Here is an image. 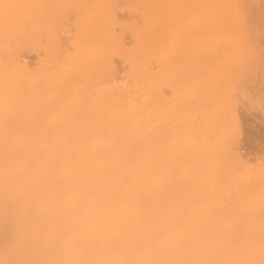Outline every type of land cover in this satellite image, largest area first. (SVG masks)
Instances as JSON below:
<instances>
[{
  "label": "bare ground",
  "instance_id": "6f19581e",
  "mask_svg": "<svg viewBox=\"0 0 264 264\" xmlns=\"http://www.w3.org/2000/svg\"><path fill=\"white\" fill-rule=\"evenodd\" d=\"M3 1L5 2L2 3V5L5 3H9V5L13 4L12 0H10L12 1L11 3L6 0ZM41 1L44 2L43 0ZM94 1L92 2L95 4L97 1ZM102 1H104V4H107L108 7L104 9H102L103 7H99V11H101V9L102 11L109 9L112 12V7H109L112 0H110L109 5L105 0H101V2ZM157 1L159 2V0H156V2ZM160 1L162 3V0ZM190 1L192 0H187L186 2ZM194 1L195 6H193V8H191V6L188 8L187 6V10L192 9L190 12H187L189 16L186 13L187 17L190 18H188L190 23L185 21L187 24H190L189 26L187 25L189 29L186 28L189 30L187 38H183L182 36L185 27L181 29L177 23L179 21L176 22L177 24L173 23L170 19L173 18V14L171 13V16L170 13L167 12L170 10L169 7L172 8L173 5L168 7L169 10H167L168 8H162V13H159L161 15L159 16L160 18L157 17L158 14L155 16L160 19V23H158L160 28L159 32L158 30H154L155 33L158 35L160 34L159 36L157 35L158 37L156 36L157 38H150V35L149 38H140L142 37L140 36L142 33L139 35L138 30L136 31L135 29H137V27L141 29V27L138 24L136 25L135 22L136 20H140L141 22L143 17L141 16L142 18L136 19L133 22L136 25L134 31H136V33L138 32L140 37L132 39L131 48L127 46L130 52V56L128 55L130 69H122L121 74L119 72L120 75H116L113 73L114 71H112L111 75L114 76H109V80H107L106 83L104 82L105 85H103L104 80L101 81L102 83L100 82V80H102L100 79L102 76L101 74L100 77L97 78V81L99 79V86L97 88H89L90 82L86 84L87 86L89 85L88 88H86V85L83 86L84 84L82 85L83 88L78 86L79 79L77 77H79L80 74L82 78L86 76L84 77L86 80L91 79L90 75L92 80H94L93 77L95 78V75L93 76L90 70H88L90 73L88 76V71H85L87 74L82 73L83 71L81 68L84 67H81L80 64L78 70L82 72L80 73V71L78 72L77 69H75L79 76L73 71V74L77 76L76 81L78 80V85L75 84L76 82L74 81L66 80L67 82L63 81L66 83V85L64 83V89L49 86L48 82L51 83V80H48L50 79V65L49 67L46 65L49 71H47L48 75L47 73L44 74L48 77H45L43 74L44 76H42L44 79H42L39 84L35 80L38 84V86H35L34 76L32 74L33 72L36 73L37 69L35 71L32 70L31 73V71L27 70L25 66L26 63H24V65L20 63V66L19 62L16 60L17 55L15 53L18 47H20V52H23L21 48L24 47V45L19 44L22 39L20 37L21 40L12 37L11 40H7V37L3 34L7 31L6 28L11 26L10 22L12 17L8 16L11 18L10 22H8L9 26L2 21V24L4 23L5 26H7L6 28L0 23V229H4L2 226L4 224L3 214L6 212L12 214L11 221L7 224L12 239L11 245L9 246L10 248L8 249L9 254L1 258L0 264H264V246H259L260 244L257 243L260 241L262 243L264 240V237H262L264 233H261L264 232V230L260 232V230L255 231L251 229V231L247 233L249 228H245L247 229L246 234L244 233L246 236H248L250 232H254V234L257 232L255 237L258 236V232L262 234L260 237L262 239L258 238L259 241L257 242L254 240V242L258 244L257 246L255 243V245H251L252 242L249 244V239L247 237L245 239L244 235L242 236L244 229H242V232L241 229H239L240 231L237 229L236 232H231V228L237 224L236 221H239L238 219H233L235 224H230L233 227L230 225L231 228L227 227L228 225L225 226L226 230L230 228L228 231L229 233L225 231L226 234H223L224 231L220 232L224 225L219 229V225L216 226L214 224L218 228H216L218 231H215V229L213 232L212 230H207L209 227L203 228L205 224L207 226V219L211 217L210 214H213L215 212L213 210L217 207L214 208L215 204L212 205L213 202H210V205L214 208L210 210L211 207L208 205L210 199L208 198L209 200H206L208 201L207 203L205 201L206 197L200 196L204 193L202 192L203 190L199 195L200 197L196 194L199 192L194 193V191L196 187L201 190L200 186L212 175L210 174L211 169L220 163L219 161L221 158L218 161L216 158H213L214 155L213 157L210 156V153H212L215 148H218L217 146H220L221 143L219 144V142L221 140H217L220 139L224 131L223 129L226 128L223 124V122H225V117L222 111L219 110L221 111V113L219 112L221 115L217 111L222 107H216V109L214 107L215 102L212 104L214 107L213 110L212 107H208V103L210 100L212 102L215 99L214 95H216V93H213L215 89H221L228 84L230 85V82L233 84L239 77L240 71L246 67L248 63L247 58L252 52L248 46V43H250L248 42L250 35L246 25L248 21H245V11L243 14L241 10L245 6L242 8L240 6L243 0H205L207 3L205 1L204 3H206L207 6L201 5L199 2L200 0ZM16 2L19 3L18 1ZM23 2H25V0H23ZM46 2H48L47 5H49V2H52V0H45V3ZM76 2L78 1L76 0ZM88 2L90 3L88 4L89 12H91L90 7L92 8L91 5H93V3L90 2V0ZM98 2L101 3L100 1ZM128 2L125 4L130 3ZM37 3L39 2L37 1ZM83 3L84 2H82V4ZM163 3H165V1ZM163 3L161 5L164 6ZM178 3L181 4L179 1L177 4ZM6 4L4 6H8L9 9V5L6 6ZM47 5H45V7H47ZM148 5H146V7H148ZM154 5L155 2L152 6L155 7L156 5ZM185 5H179L181 9L178 5L177 6L180 11L183 12L184 8L182 9V7L186 8ZM84 6L86 7V4ZM141 6L142 5L139 7L141 8ZM152 6H149V8ZM12 7H10V10ZM41 7L44 6L41 4ZM126 7L128 9V6ZM161 7L162 6H160V8ZM64 8L65 7H63V9ZM97 8L98 7H96V9ZM122 8H124V6ZM129 8H131V6ZM145 8L143 10H146ZM13 9L16 11L14 7ZM93 9L94 8H92V10ZM10 10L8 11L12 12ZM57 10L59 9L57 8ZM85 10L84 8V11ZM116 10L114 12L115 15L119 14L123 9L120 11L118 9V13ZM133 10L137 11L138 9ZM133 10H129L128 12H134ZM150 10L151 9H149V12ZM84 11L81 10V12ZM174 11L175 9L173 12ZM59 12L61 13L62 11L59 10ZM59 12H56L55 18ZM97 12L98 11H96V14L98 15ZM105 12H107V10L102 13L104 14ZM125 12H127L126 9L124 13ZM60 13L59 15L63 14V12L62 14ZM65 13H67V11H64V14ZM2 14L4 16L5 12L0 11V15ZM22 14L23 13H21V15ZM25 14L26 13H24V15ZM79 14L81 15V13ZM99 14L101 15V12H99ZM149 14L145 13L144 15L150 16ZM177 14L175 13V15ZM183 14L179 15L182 16ZM86 15H84V17ZM92 15L94 14L90 16L93 17ZM134 15L139 16L137 12L130 16L132 17ZM154 15L155 14L152 16L154 17ZM121 16L122 15L119 17ZM84 17L80 18L83 19ZM87 17H89V14L86 18ZM4 18L3 20H5ZM20 18L22 19V17ZM94 18L95 17H93V19H88L97 20ZM96 18H99V16H96ZM14 19L15 17L12 20L14 21ZM27 19L23 18V22L32 21L33 18L27 17ZM153 19L154 18L151 20ZM181 19L180 21L182 22L183 19ZM15 20H17V16ZM45 20L46 19H44V21ZM102 20L103 19L93 22L98 23L101 21L100 23L102 25L104 23L105 26V21H109V19L103 20L104 22H102ZM112 20L113 17L108 22L109 24L106 25L107 27L112 24L110 23ZM18 21L19 22L16 21L15 26H17L18 23H22V21ZM144 21L145 27L146 24L149 25L153 22L149 25L153 28L152 25L155 24L154 21L149 22L148 19L147 22H149V24L146 23V20ZM93 22H91V24L94 26L95 24ZM13 24H15V22ZM83 24L84 22L82 25ZM91 24L89 26L87 23L89 30L92 28ZM87 25L86 27H88ZM113 25L116 27L115 23L111 26ZM123 25L120 24L118 26ZM15 26L14 28H16ZM22 26L24 29L27 27H24L23 23ZM53 26L54 25H52L51 28H53ZM149 26H147V30L150 28ZM37 27H41V25ZM58 27L59 26L56 28L58 29ZM79 27L77 29H79ZM20 28L18 27V30L16 28V31H21ZM121 28L122 27H120V29ZM155 28L156 27H154V29ZM57 29L56 31H58ZM83 29H85V27H83ZM23 30L21 32L25 31ZM89 30L87 31L89 32ZM129 30L131 29L129 28ZM179 30L181 32H179ZM259 30L261 33V29ZM87 31L85 32L86 34H84L85 37L86 35L88 36ZM120 31L122 32L123 30ZM255 31L254 29V32ZM11 32L15 33L12 30ZM46 32H48V30ZM55 32L54 34L56 35L58 32ZM102 32L103 31L97 33L100 35ZM118 32H116L117 38L115 35V38H113V36L110 35L112 33H108L112 38H107L105 31L104 35L107 39H100L102 34L100 37H97L96 39H99L95 41L94 38L96 36L93 34L95 33L94 31L92 32L95 36L92 35V37H94V42H89V40H87L88 37H83V39L81 38L82 41H79L81 43L78 44L77 41V44L73 42L72 45H79L77 48H80L79 53L81 56H85L86 54L93 57L95 55L94 58H98V56H96L98 54L101 63H105L106 65L109 60L115 62L116 59L112 61L114 56H118V54L122 52L125 54L123 50L127 44L123 46V44L119 42L120 40H117L119 36ZM133 32H131V35ZM79 33L77 37L76 35L74 36L76 40L79 39L81 35ZM28 34L29 33H27V35ZM35 35H31V37L34 38ZM55 35L54 37H59L58 35H60V33L57 36ZM133 35L135 34L133 33ZM10 36H13V34ZM39 36L40 34L38 33V37ZM15 37H17V34ZM27 39L29 41L30 38ZM251 39L253 40V37ZM68 42L69 40L67 44ZM54 43L52 44L54 45ZM59 43L55 44L58 46ZM67 44L66 46L69 47ZM253 46H256V44ZM71 47L72 46H70V49H73ZM36 49L38 48L36 47L35 50ZM46 49L48 50L47 46ZM59 49L58 47L57 54ZM53 50L54 49L51 48L52 53ZM62 50L64 53V49ZM256 50L258 51V49ZM65 52H67L66 48ZM33 53L34 52H32V54ZM52 53H50V55H53ZM60 53L58 58L61 57ZM21 55L23 56V53H20V57H22ZM24 55L27 56L26 52ZM48 55L49 53L46 57L49 59ZM67 55L69 59L71 56L69 54ZM31 56L33 57V55ZM31 56L30 58H32ZM81 56L80 58H83ZM46 57H43V59ZM22 58H25V56ZM51 58L54 60L56 57L53 58L51 56ZM86 58L89 60L91 59L87 56ZM32 59L34 60V57ZM52 59L50 60V64L53 62ZM253 59L255 58L253 57ZM28 60L31 61V59ZM41 60L40 58L39 62H41ZM43 61L44 60H42V62ZM56 61L58 62L59 60ZM82 61L86 60L82 59ZM90 61H93V58ZM94 61L98 60L95 59ZM100 61L95 63L98 64ZM44 63L47 64V61H44ZM84 63L85 62H83V64ZM91 63L93 65V62H89V64ZM74 64L77 66V63ZM74 64L73 66L76 67ZM256 64L255 66H257ZM68 65H71V67L67 65L66 67L73 70V66L70 62ZM85 65V68L87 67L88 69L89 66L87 64ZM95 66L96 64L92 66L94 68L89 69L95 70ZM101 66L102 65L99 67L100 70H102V67L104 68V65ZM126 66L124 65V67ZM258 68H263V66H259ZM53 69L54 68H52V70ZM58 69L59 68H57L55 72L64 73L67 70L65 67V71L62 69V71H58ZM71 70L70 72H72ZM105 70L102 72L106 73ZM38 72L39 74L41 73V71ZM56 74V76H58L61 73ZM67 75L68 74H66V76ZM42 76L39 77L42 78ZM60 76L62 77V74ZM68 77L64 78L68 79ZM70 77L72 78L71 75ZM252 77V79L255 78L254 76ZM84 78L80 81L83 82ZM249 78H251L250 75ZM61 79H63V77ZM54 80L56 79L54 78ZM249 82L248 84L250 85L251 82ZM261 82H263V80ZM243 83L244 82H241L239 85H243ZM58 84H60L59 80ZM58 84L55 85L58 86ZM232 84L231 86L235 87L236 83L234 85ZM246 84L247 83H245V85ZM52 85L54 84L52 83ZM227 88L222 90H227ZM218 90L216 91L218 92ZM219 91L223 93L221 90ZM227 92H229L227 95H232L230 91ZM225 93L226 92H224V94ZM216 99H219L218 94ZM220 99L219 100L222 101L225 98L222 97ZM228 99L226 98V100ZM232 100L233 99H231V101ZM233 102L235 101L233 100ZM226 104L228 105V102H226ZM221 105L223 104L220 103V106ZM217 106L219 107L218 104ZM228 106L232 105L230 104ZM208 108L212 109V114L209 112ZM227 113H229V111ZM229 114L231 115L232 113ZM218 115H220L219 119L221 122V125L218 124V126H221L219 129L220 133L216 129L218 133L214 135L213 139H209L210 133L215 131L213 129L210 130V125L213 123L210 117L211 119L213 117L212 120H214V117ZM209 121L212 122L210 125ZM230 126L233 128L235 125ZM212 149L214 150L212 151ZM223 151H225V149ZM214 153L217 152L214 151ZM224 163H227V161H224ZM226 166L227 165L224 164L223 168L226 169ZM220 168L222 167H219V170ZM215 170H217L215 173L218 172L217 166ZM227 174V178L229 177L232 179L231 181H235L233 179L235 178L234 174L233 178L227 176ZM213 178L215 177L213 176ZM209 182L208 184L210 185L212 182ZM212 186L215 187L214 185ZM253 188L251 190H253ZM210 189L208 187V190H205L211 192ZM216 190L218 191L217 188ZM219 193L220 191L218 195ZM215 194V196H217V192ZM208 195L207 197L211 198V194ZM250 199L251 198H249V200ZM206 203L209 206V211H211L210 214L208 211L210 216L205 212V214L208 215L207 219L204 214V208L208 210V208H206ZM215 203L217 206L219 205L216 201ZM220 208L218 206L217 209L219 210ZM219 211L218 214L221 215L222 210ZM222 216L220 219L223 217L225 219V216ZM217 217L219 219V216ZM206 220L207 223H205ZM213 220L214 219L211 218L212 222ZM227 220L232 221V219L228 218ZM222 223L224 222L222 221L220 223L219 221L217 224ZM226 223L224 224L226 225ZM211 224L214 226L213 223ZM232 231H235V228ZM237 231L241 232V234H234L237 233ZM252 237L250 236V239ZM261 245H264V241Z\"/></svg>",
  "mask_w": 264,
  "mask_h": 264
},
{
  "label": "rangeland",
  "instance_id": "374dc122",
  "mask_svg": "<svg viewBox=\"0 0 264 264\" xmlns=\"http://www.w3.org/2000/svg\"><path fill=\"white\" fill-rule=\"evenodd\" d=\"M2 1V2H1ZM6 1H8V2H12L13 4V7L15 8V10L16 11H14V9H13V7H12V5H9V3L8 4H6V6L7 5H9V9H8V6L7 7H5L4 5L5 4H3L2 5V3H4L5 1H3V0H0V11H4L5 12V15L3 16V12H1V13H3L2 15H0V18H2V19H0L1 21H0V23L2 24V21H4V23L5 24H8V26H9V23L8 22H10V17H12V19L15 17V19H16V16H17V20H15L14 19V21L11 19V22H10V24H11V26H12V28H11V26H9L10 27V29H9V27H7V26H5V24L3 23L2 25H4V28H6L7 29V31L5 32V30H4V32L5 33H3L6 37H7V40H11L12 39V37L13 38H18L19 40H21L22 39V41H20L19 42V44H21V45H24V47H22L21 49L23 50V52L21 51L20 52V47H18V49H17V51H16V60L19 62V65L21 66V64H23L24 65V63H26L25 64V66H26V68H27V70H29V71H31V73H32V70H36L37 69V71H36V73L35 72H33V76H34V84H35V86H38V84H39V82L42 80V79H44L43 78V76L45 75V77H48L47 75H48V72L47 71H49V69H50V73H49V76H50V79H48L49 81L51 80V83L50 82H48L49 83V86H55V87H59V89H64L63 88V86H65L66 85V83L65 82H67V81H74V82H76L75 84H77V81H76V79L78 78L79 79V82H78V86L81 88H83V86H85L86 84H88L89 82H90V86H89V88H97L98 86H99V79H98V81H97V78H99L100 77V75L102 74V76L100 77V79H102V80H100V82L101 81H103V85H105V83L107 82V80H109V76L110 77H112V76H114V75H111L112 74V71H114L113 73L114 74H116V75H118L119 74V72H120V74H121V70L123 69V70H125V68H126V70H128V69H130L129 68V56H130V52H129V50H128V48H127V46L129 47V48H131V43H132V39L133 38H136V37H140V36H142V37H140V38H149V35H150V38H157L159 35L157 34V33H155L154 32V30H158V32H159V30H160V28H159V26H158V23H160V19H158V18H160L159 16H161L160 14L162 13V11H163V9H166V8H168L169 6H172V8L171 7H169L170 8V10H169V8L167 9V10H169V11H167L168 13H170V15L172 16V14H173V18H170L171 20H172V22L173 23H175V24H179V26L181 27V29L183 28V27H185V31L183 30V32H184V34H186V35H182L183 36V38L185 37V38H187V36H188V32H189V30H187L186 28H188L187 27V25L189 26L190 24H187L185 21H187V22H189V17H187V15L189 16V13H187V12H190L191 10L189 9V10H187L188 8H190V6H191V8H193V6H195V1L194 0H192V1H190V2H186L187 0H178L179 2H181V4H177V0H169V2H168V0H162V3L165 1V3H163L164 4V6L163 5H161L162 3H161V1L159 0V2L157 1L156 2V0H146V2H145V0H123V1H121V0H112L111 2H110V0H105L107 3H108V5H109V2L111 3L110 5H109V7H112L111 8V10H112V12L109 10V9H106L107 10V12H109V13H107V12H105L104 14L102 13L103 11H106V10H103L102 11V9H104L105 7L107 8L108 6H107V4H104V1H102L101 2V0H96L97 2L94 4V0H90V2H92V1H94V2H92L93 3V5H91L92 6V8H94L93 10H92V8L90 7V11L92 12H89V5L88 4H90L88 1L89 0H77L78 2H76V0L74 1V0H56V1H54V0H52V2H49V5H47L48 4V2H46L45 3V0H43L44 2H42L41 0H32V2H31V0L29 1V0H25V2H23V0H12V1H10V0H6ZM16 1H18L19 3H17ZM37 1L39 2V3H37ZM48 1V0H47ZM49 1H51V0H49ZM56 3H54V2ZM73 1V2H72ZM98 1H100L101 3H99ZM129 3V4H125V3H127V2ZM134 1V2H133ZM184 1V2H183ZM189 1V0H188ZM204 1L205 0H200L199 2H200V4L201 5H203V6H207V0L205 1L206 3H204ZM242 1V0H241ZM17 3V5H16V3ZM20 2H21V5H20ZM28 2H29V5H28ZM32 4H31V3ZM35 2V3H34ZM82 2H84L85 4H86V7L82 4ZM115 2V3H114ZM143 2V3H142ZM155 2V5L157 6H155V7H153L152 6V4ZM174 2V3H173ZM203 2V3H202ZM14 3H15V6H14ZM37 3V4H36ZM42 4V6H44L45 7V5H47V7H41V4ZM43 3H44V5H43ZM73 3V4H72ZM74 3H76V4H74ZM79 5H78V4ZM91 3V4H92ZM98 3V4H97ZM122 3V4H121ZM136 5H135V4ZM151 3V4H150ZM161 3V4H160ZM183 3H184V5L186 6V8L185 7H182V9H183V12H181L180 11V9H181V6H184L183 5ZM34 4V5H33ZM39 4V5H38ZM142 5L141 6V8L139 7L140 5ZM145 4V5H144ZM149 4V5H148ZM189 4V5H188ZM263 4H264V0H243L241 3H240V6H241V8L243 7V6H245V7H243L241 10H242V13L244 14V11H245V15H244V17H245V21L247 22L248 21V23H246V25H247V29H248V31H249V35H250V38H248V42H250V43H248V46H249V48L251 49V54L248 56V58H247V65H246V67L243 69V70H241L240 71V73H239V79L237 78L234 82H233V84L230 82V85L228 84L227 86H225L226 88H227V90H222V89H226L225 87H223V88H221V89H219V88H217V89H215V92H213L214 94L216 93V95H214V100H216V101H214L213 99V101L211 102V100H210V102L208 103L209 105H208V107L210 106V107H212L213 108V110H214V107L216 108H223V105H224V108L222 109H218L217 111H218V113L220 112L221 113V111H222V114H223V116L225 117V122H223V124H224V127L226 126V128H224L223 130L225 131H223V136L221 135V137H220V139H218L217 141H220L219 142V144H220V146H217L218 148H215V150L214 149H212V151L214 150L215 152H217V153H214V151L212 152V153H210V156H212L213 157V155H214V157L213 158H216L218 161L220 160V158H221V160L219 161L220 163H218L216 166L218 167V172H216L215 173V171H217V170H215V167H213L214 168V170H213V168L211 169V171H210V174H212V175H210V177L208 178V180L202 185V186H200V188H201V190L198 188V187H194L195 188V191H194V193H196V192H199V193H196L197 194V196L198 197H200V196H203V197H206V199H205V201L206 200H209V203H208V201H206L207 203H208V205L211 207L210 208V210L211 209H214V208H218V206H219V208H220V205H221V208L219 209V210H222L221 212V215L220 214H218L220 211L216 208L215 210H213V211H215L213 214L215 215H213V214H210V212L211 211H209V206L207 205V203H206V205H207V207L206 208H208V210H206L205 208H204V214H205V212L208 214V211H209V214L211 215V217L209 218V219H207V216L209 215H207V214H205L206 215V219L208 220V223H207V220L205 221V223H207V226H206V224H205V226H203V228H210V226H211V228L209 229H207L208 231H211L212 230V232L217 228L216 226L217 225H219V229L221 228V227H223V225H224V229L223 228H221V230H220V232H223V234H226V233H229L228 231L230 230V228L231 227H233V226H231L232 224L234 225L235 223V221L234 220H236V219H238L239 221H236V223L237 224H235L234 225V227L233 228H231V232H236V230L238 229V231H240L239 229H241V232L243 231L242 229H244V231H243V234H242V236L244 235L245 236V239H246V237L249 239V244L252 242V244L251 245H257L258 246V244H260L259 246H264V245H261L262 243H263V241H262V243H261V241L260 242H257V241H259L258 240V238H260L261 236H262V234L261 233H264V232H261V231H263L264 230V75H262V74H264V39H263V37H264V6H263ZM35 5H36V7H35ZM38 5V6H37ZM56 5V6H55ZM58 5V6H57ZM63 6V7H65L64 9H63V7H61V6ZM105 5V6H104ZM119 5H120V7H119ZM122 5V6H121ZM146 5H148V7H146ZM167 5V6H166ZM179 5H181V6H179L180 7V9H179V7L178 6ZM5 7V9H4V7ZM21 6H23V7H21ZM28 6V7H27ZM70 6V7H69ZM83 8H81V7ZM84 6V7H83ZM95 6V7H94ZM124 6V8H122ZM126 6H128V9L129 10H133V9H138L136 12H137V15H139V16H136V15H134V16H130L131 14L133 15V13L135 14L136 12L134 11V12H132V11H130V12H128L129 10L127 9V7ZM131 6V8H129ZM149 6H152V7H150L149 8ZM160 6H162L161 8H160ZM187 6H188V8H187ZM1 7H3V8H1ZM10 7H12L11 8V10H10ZM18 7V8H17ZM26 9H25V8ZM31 7V8H30ZM59 9V10H61L62 12H63V14H62V12L60 13L59 12V10H57V8ZM68 7V8H67ZM80 7V8H79ZM96 7H98L97 9H96ZM102 8L101 9V11H99V9L100 8ZM135 7V8H134ZM139 7V8H138ZM146 7V8H145ZM165 7V8H164ZM27 8H28V10H27ZM45 10H44V9ZM60 8H62V9H60ZM84 8L86 9L85 11H84ZM87 8H88V10H87ZM118 8L119 9V11L121 10V9H123V10H121L120 11V13L119 14H117V15H115V10ZM133 8V9H132ZM146 9V10H143V9ZM147 8H149V9H151L150 10V12H149V9H147ZM163 8V9H162ZM178 8V9H177ZM246 8V9H245ZM248 8H249V10H248ZM252 8V9H251ZM1 9H3V10H1ZM10 10V11H12V12H9L8 10ZM41 9H43V10H41ZM69 9V10H68ZM83 10L84 12H81V10ZM117 9V10H118ZM125 9L127 10V12H125L124 13V11H125ZM140 9V10H139ZM156 9V10H155ZM159 9H161V10H159ZM172 9V10H171ZM175 9V11H177V12H175L177 15H175V13L173 12V10ZM186 9V10H185ZM80 10V11H79ZM117 10H116V12H117ZM148 10V11H147ZM52 11H53V13H52ZM55 11V12H54ZM64 11H67V13H68V11H69V13L67 14V13H65L64 14ZM96 11H98L97 13H98V15L96 14ZM118 11V12H119ZM123 11V12H122ZM155 11V12H154ZM164 11H166V10H164ZM172 11V12H171ZM7 12H9V13H7ZM14 12V13H13ZM23 13L22 15H21V13ZM28 12H29V14H28ZM37 12H38V14H37ZM56 12H59L60 14H62V15H64V16H62V15H59V13H58V15H56V18H55V14H57ZM85 12H89L88 14H89V17H87L86 18V16L88 15L87 13H85ZM99 12H101V15L103 14V18L101 17V15L99 14ZM117 12V13H118ZM138 12H140V13H138ZM150 14H149V13ZM157 12V13H156ZM24 13H26L25 15H24ZM32 13H34V14H32ZM79 13H81V15L79 14ZM85 13V14H84ZM113 13V14H112ZM123 13V14H122ZM130 13V14H129ZM145 13H147V14H149L150 16H145L144 14ZM160 13V14H159ZM172 13V14H171ZM183 13H185V14H183ZM186 13H187V15H186ZM6 14H8V15H6ZM32 16H31V15ZM35 14H36V16H35ZM86 15L85 17H84V15ZM91 14H96L95 16L94 15H92L93 17H95L94 19H97V20H89L88 18H92L93 19V17H91L90 15ZM153 14H155L154 15V17L152 16ZM157 14H158V16H157ZM179 14H183L182 16L181 15H179ZM79 15V16H78ZM83 15V16H82ZM108 15V16H107ZM113 17V20H112V22H110V23H112V24H116V27L113 25V26H111V25H108V27L106 26L107 24H109L108 22L110 21V19L112 18L111 16ZM115 17H114V16ZM120 15H122L121 17H119ZM127 15V16H126ZM144 15V16H143ZM263 15V16H262ZM2 16V17H1ZM8 16H10V17H8ZM75 16H77V17H75ZM96 16L98 17L99 16V18H96ZM105 16V17H104ZM106 16H107V18H106ZM110 16V17H109ZM130 16V17H129ZM137 18H136V17ZM143 18H142V17ZM152 16V17H151ZM155 16H157L158 18H156ZM175 16H176V18L177 17H179L180 19H181V17H182V22L180 21V19L179 18H177V20L175 21ZM181 16V17H180ZM5 17V18H4ZM18 17H19V19H18ZM20 17H22V19L20 18ZM27 17L29 18V17H31V19H32V21H26V23L25 22H23V18H25V19H27ZM36 18V20L34 21V19ZM40 17V18H39ZM43 17V18H42ZM80 17H84L83 19H81ZM120 19H119V18ZM126 17V18H125ZM139 17V18H138ZM140 17L142 18V20H141V22H140V20H136V19H140ZM146 17H148V18H146ZM150 17H151V19L152 18H154L153 20H151L150 19ZM3 18L5 19V20H3ZM8 20H7V19ZM104 18H106V19H109V21L108 20H106V19H104ZM144 18H146V19H144ZM157 20H156V19ZM186 18V19H185ZM189 18V19H188ZM40 19V20H39ZM44 19H46V20H48V21H44ZM87 19V20H86ZM101 20V19H103L104 21H105V26H104V23H103V25L100 23V22H98V23H94V22H97V21H99V20ZM117 19V20H116ZM146 20V23H148L149 24V22H152V21H154V25H156V26H154V25H152V27L153 28H151L149 25L150 24H152V23H150L149 25H147L146 24V27H145V21L144 20ZM148 19H149V22H147L148 21ZM174 19V20H173ZM185 19V20H184ZM18 20H20V22L22 21V23L24 24V27H26V29H24L23 28V26H22V23H18L19 24V26H18V24H17V26H15L16 25V21L17 22H19ZM28 20V19H27ZM53 20V21H52ZM54 20H56L57 21V23H56V21H54ZM102 20V22H104ZM119 20V21H118ZM133 20V21H132ZM136 20V25L138 24L140 27H141V29L140 28H138L137 27V29H135V27H136V25L133 23L134 21ZM158 21V22H156V21ZM170 20V21H171ZM6 21V22H5ZM12 21H13V23L15 22V24H13L12 23ZM41 21V22H40ZM78 21V22H77ZM80 21V22H79ZM82 21V22H81ZM86 21H88V22H86ZM93 22L95 25L93 26V24H91V22ZM138 21H139V23H138ZM177 21H179V22H177ZM40 22V23H39ZM45 22V23H44ZM50 22V23H49ZM84 22V24L82 25V23ZM107 22V23H106ZM114 22V23H113ZM117 22V23H116ZM119 22V23H118ZM121 22V23H120ZM128 22V23H127ZM133 24H132V23ZM143 22V23H142ZM171 22V23H172ZM177 22V23H176ZM186 24H185V23ZM263 24H262V23ZM77 23V24H76ZM87 23H88V25L90 26V24H91V27L92 28H90V30L92 29H94L93 31L91 30H89L88 28H89V26L87 25ZM127 23V24H126ZM131 23V24H130ZM172 23V24H173ZM190 23V22H189ZM254 23V24H253ZM261 23V24H260ZM27 24V25H26ZM54 25L53 26V28H51V26L52 25ZM55 24H57V25H55ZM79 24H81V25H79ZM88 26V27H86V25ZM97 24V25H96ZM120 24H124L123 26H118V25H120ZM143 24V25H142ZM250 24V25H249ZM39 25H41V27H37V26H39ZM44 25H45V27H44ZM78 25V26H77ZM100 25V26H99ZM101 25H102V27H101ZM135 25V26H134ZM142 25V26H141ZM185 25V26H184ZM262 25V26H261ZM14 26L17 28V30H18V27L20 28V26H21V28H20V30L22 31L23 29L26 31H24V32H21V31H16V28H14ZM50 28H49V27ZM57 26H59L58 27V29L56 28ZM80 26V27H79ZM130 26V27H129ZM131 26H132V28H131ZM144 26V27H143ZM147 26H149L150 28L147 30ZM255 26V27H254ZM76 27V28H75ZM79 27V29H77ZM83 27H85V29H83ZM94 27V28H93ZM96 27H99V28H96ZM106 29H105V28ZM113 27V28H112ZM115 27V28H114ZM117 27H118V29H117ZM120 27H122V28H124V29H120ZM154 27H156L155 29H154ZM23 28V29H22ZM43 30H42V29ZM58 30V31H56V29ZM73 28H74V30H73ZM80 28H82V29H80ZM111 28V29H110ZM129 28L132 30H129ZM146 28V29H145ZM250 28H253V29H250ZM34 29H35V31H34ZM37 29H39V30H37ZM40 29H41V31H43V32H41L40 31ZM46 29V30H45ZM51 29H53V30H51ZM102 29V30H101ZM103 29H105V30H103ZM110 29V30H109ZM115 29V30H114ZM134 29L137 31L138 30V32H139V35H140V33H142L140 36L138 35V32L136 33V31H134ZM144 29V30H143ZM151 29V30H150ZM189 29V28H188ZM254 29L256 30L255 32H254ZM259 29H261V33H260V30ZM11 30L13 31V32H15V33H12L11 32ZM15 30V31H14ZM48 30V32H46ZM60 30V31H59ZM87 30H89V32L87 31ZM100 30V31H99ZM120 30H123L122 32L124 33H122ZM128 30H129V32H128ZM139 30H143V31H139ZM145 30H146V32H145ZM149 30H150V32H149ZM259 30V31H258ZM263 30V31H262ZM35 33H34V32ZM38 31V32H37ZM56 31V32H55ZM87 31V33H88V36L86 35V37H85V35L84 34H86L85 32ZM95 31V33H93L92 34V32H94ZM101 31H103L102 32V34H100L99 35V33L101 32ZM105 31H106V33H105ZM108 31H110V32H108ZM118 32V41L121 43V44H123V46H125L126 44V47L124 48V50L123 51H125V54H124V52H122V53H120V54H118V56H114L113 58H112V61L113 60H115V62H111V60H109V62L108 63H106V65H105V63H101V61L99 60V55L97 54L96 56H98V58L96 57V58H94L95 57V55L92 57V56H88V55H86L85 54V56H81L80 55V53H79V47L77 48V46H79V45H75V44H77V41H78V44L79 43H81V42H79V41H82L81 40V38L83 39V37H85V38H87L88 37V39L87 40H89V42H94L93 40L95 39V41L96 40H98V39H96L97 37H100L101 35V37H100V39H104L106 36H107V38H112V36H113V38H115L116 37V35H117V33L116 32ZM134 31V32H133ZM8 32V33H7ZM17 32V33H16ZM20 32H21V34H20ZM32 32V33H31ZM50 32V33H49ZM54 32L55 33H57L56 35L54 34ZM80 32V33H79ZM97 32H99V33H97ZM114 32V33H113ZM131 32H133L135 35H133V33H132V35H131ZM155 34H154V33ZM179 32H181L180 30H179ZM8 35H7V34ZM19 33V34H18ZM27 33H29L28 35H27ZM31 33V34H30ZM38 33L40 34V36L38 37ZM44 33V34H43ZM60 33V35H58ZM78 33L79 34H81L80 36H79V39H77L76 40V38L74 37L75 35H76V37L78 36ZM96 33H97V35H96ZM104 33H105V35H104ZM110 33H112V34H110V35H112L111 37H110V35L109 34ZM145 33V34H144ZM256 33V34H255ZM13 34V36H10V35H12ZM17 34V37H15V35ZM36 34V35H35ZM46 34V35H45ZM82 34H83V36H82ZM121 34V35H120ZM130 36H129V35ZM147 34V35H146ZM155 35V36H153V35ZM258 34V35H257ZM263 34V35H262ZM3 35V36H4ZM24 35V36H23ZM31 35L33 36V35H35L34 36V38L33 37H31ZM45 35V36H44ZM54 35L55 36H59V37H54ZM92 35L95 37H92ZM114 35H115V37H114ZM146 35V36H145ZM153 37H152V36ZM158 35V36H157ZM254 35H257V36H254ZM4 36V37H5ZM37 36V37H36ZM90 36V37H89ZM120 36H121V38H120ZM129 36V37H128ZM157 36V37H156ZM181 36V37H182ZM262 36V37H261ZM5 37V38H6ZM21 39H20V38ZM25 37V38H24ZM69 37H71V38H69ZM92 37V38H91ZM125 37V38H124ZM253 37V40L251 39ZM256 37V38H255ZM27 38H30L29 39V41H28V39ZM58 38V39H57ZM67 38V39H66ZM90 38H91V40H90ZM94 38V39H93ZM107 38H105V39H107ZM117 38V37H116ZM123 38V39H122ZM127 38V39H126ZM255 38V39H254ZM263 40H262V39ZM23 39H24V41H23ZM51 39H52V41H51ZM54 39V40H53ZM57 39V40H56ZM126 39V40H125ZM259 39H261V40H259ZM33 40V41H32ZM69 40V42H68V44H67V41ZM74 40H76V41H74ZM124 40V41H123ZM251 40H252V42H251ZM259 42H258V41ZM30 41H32V42H30ZM50 41V42H49ZM57 44V43H59L60 41V43L58 44V46L54 43V42ZM123 41V42H122ZM263 41V42H262ZM22 42V43H21ZM28 44H27V43ZM36 42H38V43H36ZM46 42V43H45ZM47 42H49V43H47ZM73 42H76L75 44H73L74 45V47H73V45H72V43ZM257 42V43H256ZM260 42H261V44H260ZM52 43H54V45L52 44ZM30 44V45H29ZM34 44H36V45H34ZM44 44H45V46H44ZM60 44H62V45H60ZM65 44V45H64ZM66 44L67 45H69V47L68 46H66ZM256 44V46H253V45H255ZM257 44H258V46H257ZM27 45H28V47H27ZM32 45V46H31ZM39 45V46H38ZM65 47H64V46ZM26 46V47H25ZM43 46H44V48H43ZM46 46H47V48H48V50L46 49ZM70 46H72L71 48H73V49H70ZM31 49H30V48ZM38 48V49H36L35 50V48ZM41 47V48H40ZM52 49H54L53 50V53H52V51H51V48ZM54 47H56V48H54ZM58 47L61 49H64V53H63V50L61 49H59V52H58V54L56 53L57 51H58ZM77 49H76V48ZM255 47V48H254ZM50 48V49H49ZM65 48H66V50H67V52H65ZM68 48V49H67ZM254 48V49H253ZM44 49V50H43ZM46 49V50H45ZM55 49H56V52H55ZM256 49H258V51L256 50ZM261 49V50H260ZM26 50V51H25ZM68 50H69V52H68ZM71 50V51H70ZM75 51V53H74V51ZM34 52L33 54H32V52ZM47 53H46V52ZM51 51V52H50ZM258 53H257V52ZM22 54L23 53V56L22 57H24L25 56V58H22V57H20V53ZM25 52H26V54H27V56L26 55H24L25 54ZM28 52V53H27ZM42 52V53H41ZM55 52V53H54ZM61 52V53H60ZM17 53H19V54H17ZM37 53V54H36ZM39 53H40V55H39ZM49 53V55H50V53H52L53 55H48V57H49V59L46 57V55ZM59 53H60V58H58L59 57ZM73 53V54H72ZM78 53H79V55H78ZM255 53H257L258 54V57H257V54H255ZM57 54V55H56ZM63 54V55H62ZM64 54H65V57H66V59H65V57H64ZM67 54H69L71 57L68 59V55ZM254 56H253V55ZM19 55V56H18ZM29 55V56H28ZM31 55H33V57H34V60L32 59L33 57L31 56ZM45 55V56H44ZM55 55V56H54ZM75 55V56H74ZM77 55V56H76ZM84 55V54H83ZM89 55H93V54H89ZM119 55H120V57H119ZM129 55V56H128ZM30 56L32 57V58H30ZM51 56L53 57V58H55L56 60H59V61H61V62H57L55 59L53 60L52 58H51ZM79 56V57H78ZM80 56L81 57H83V58H80ZM86 56L87 57H90L91 59L93 58V61H90L89 59H87L86 58ZM126 56V57H125ZM43 57H46L47 58V60H46V58H44L43 59ZM73 57H76V58H73ZM128 57V58H127ZM253 57L255 58V59H253ZM263 57V58H262ZM20 58V59H19ZM40 58L42 59V60H44L45 62L47 61V64L46 63H44V61L42 62V60H41V62H39L40 61ZM58 58V59H57ZM127 58V59H126ZM28 59H31V61L30 60H28ZM36 59V60H35ZM39 59V60H38ZM52 59V61L53 62H51V64H50V60ZM82 59L84 60H86V61H82ZM98 60V61H94V60ZM250 59V60H249ZM258 59H260V60H258ZM25 60V61H24ZM38 60V61H37ZM88 60H89V62H93V65H92V63L91 64H89V62H88ZM124 60V61H123ZM100 61V63H95V62H99ZM126 61V62H125ZM23 62V63H22ZM35 62V63H34ZM49 62V63H48ZM69 62H70V64H72V66H73V64L74 63H77V66H76V64H74L76 67H72L73 68V70H71V68H69V67H71V65H68L69 64ZM71 62H73V63H71ZM83 62H85L84 64H83ZM88 62V63H87ZM127 62H128V64H127ZM258 62V63H257ZM259 62H260V64H259ZM21 63V64H20ZM32 63V64H31ZM55 63V64H54ZM59 63V64H58ZM64 65H63V64ZM67 63V64H66ZM127 64V66H126V64ZM249 63H250V65H249ZM252 63V64H251ZM257 65V66H255V64ZM36 66H35V65ZM41 64H42V66H41ZM58 64V65H57ZM61 64V65H60ZM81 65V67H84L85 68V64H89L88 66V69H87V67L84 69V68H81V70L83 71H81V70H78V68H80V65ZM96 64V68H95V70L93 69V70H91L92 68H94V67H92V66H94ZM39 65V66H38ZM46 65H47V67H49V65H50V68L47 70V68H46ZM54 65V66H53ZM66 65L67 66H69V67H66ZM78 65H79V67H78ZM100 65H104V68L102 67V70H100ZM124 65L126 66V67H124ZM53 66V67H52ZM56 66H57V68H59L58 69V71H62V70H64L65 71V69H67L65 72H67V73H62V72H55V71H57L56 69ZM61 68H60V67ZM98 66V67H97ZM262 67L263 66V68H258V67ZM46 69H45V68ZM54 68L53 70H54V72H53V70H52V68ZM64 67H65V69H64ZM107 67V68H106ZM117 67H118V69H117ZM255 67H257V68H255ZM29 68V69H28ZM32 68H34V69H32ZM41 68H42V70H41ZM89 68H91V69H89ZM247 68V69H246ZM255 68V69H254ZM45 69V70H44ZM62 69V70H61ZM72 71V72H70V70ZM75 69H77V71L79 72L80 71V73L82 72V73H86L88 70H90L91 71V74L94 76L95 75V78L93 77V79L95 80H92V77H91V75H90V73H89V71L87 72V73H89V74H87V76L88 75H90V80H86V78H84V77H86V76H84L83 78H84V80H83V82L82 81H80V80H82L83 78H82V76H81V74H80V76H79V74L77 73V71H75ZM84 69V70H83ZM87 69V70H86ZM97 69H99L100 70V72L98 73V71L99 70H97ZM106 69V70H105ZM111 69V70H110ZM114 69V70H113ZM120 69V70H119ZM52 70V71H51ZM96 70H97V72H96ZM106 71V73H103L102 71ZM118 70V71H117ZM256 70V71H255ZM38 71H41V75L39 74V72ZM43 71V72H42ZM45 71V72H44ZM73 71H74V73L75 74H78V76L79 77H77V76H75V74H73ZM86 71V72H85ZM111 71V72H110ZM244 71V72H243ZM254 71H255V73H254ZM258 71V72H257ZM261 71V72H260ZM37 72H38V74H37ZM55 73V74H53V73ZM94 72H95V74H94ZM109 72V73H108ZM116 72V73H115ZM44 73H47V75L46 74H44ZM56 73H61L62 74V77H63V79H61L62 77L60 76L61 74H59L58 76H56L57 74ZM70 73H72V74H70ZM44 74V75H43ZM51 74V75H50ZM66 74H70L71 76H72V78L70 77V75H69V77H68V75L66 76ZM83 74V75H84ZM104 74V75H103ZM107 74V75H106ZM119 74V75H120ZM255 74V75H254ZM36 75V76H35ZM37 75H39V76H42V78L41 77H39V76H37ZM54 75V76H53ZM64 75V76H63ZM249 75H250V77L251 78H249ZM51 76H53V77H51ZM61 78H60V77ZM98 76V77H97ZM105 76V77H104ZM243 76V77H242ZM252 76H254L255 78L254 79H252L253 77ZM256 76H257V78H256ZM57 77V78H56ZM64 77H68V79L67 78H64ZM77 77V78H76ZM245 77V78H244ZM54 78L57 80H59V82H60V84H61V86H60V84H58V80H57V82H56V80H54ZM60 78V79H59ZM75 78V79H74ZM81 78V79H80ZM104 78H106V79H104ZM39 79V80H38ZM72 79V80H71ZM244 79V80H243ZM249 79H251V80H249ZM38 82V84H37V82ZM67 80V81H66ZM240 80V81H239ZM247 82H246V81ZM251 82V84L249 85L248 84V82L249 81ZM253 80V81H252ZM257 82H256V81ZM263 80V82H261ZM54 81V82H53ZM63 81H65V82H63ZM93 81V82H92ZM81 82V83H80ZM96 82V83H95ZM105 82V83H104ZM241 82H244L243 83V85H242V87H241V85H239ZM249 82V83H250ZM52 83L54 84V85H52ZM64 83H65V85H64ZM102 83V82H101ZM237 84V87H236V84ZM245 83H247L246 85H245ZM37 84V85H36ZM58 84V86H56V85ZM81 84V85H80ZM84 84V85H83ZM91 84H93V85H91ZM96 84V85H95ZM231 84L232 85H234L235 84V87L234 86H231ZM253 84V85H252ZM83 85V86H82ZM95 85V86H94ZM239 85V86H238ZM88 86L86 85V88H88ZM231 86V87H230ZM243 86H245V87H243ZM62 87V88H61ZM231 89H230V88ZM22 88H24V87H22ZM78 88V87H77ZM232 88H233V90L234 89H236V90H232ZM221 90L223 93H221L219 90ZM216 90H218V92L216 91ZM227 91H230V93L232 94V95H227V94H229V92H227ZM231 91H233V92H231ZM237 91V92H236ZM224 92H226L225 94H224ZM245 92V93H244ZM24 93V92H23ZM221 93V94H220ZM237 93V94H236ZM217 94H218V97H219V99L220 98H222V97H224L225 99H223L222 101H220L219 99H216L217 98ZM233 94H235V95H233ZM220 95V96H219ZM221 95H223V96H221ZM216 96V97H215ZM234 97V98H232V97ZM228 97H229V99H228ZM226 98L228 99V100H230L231 101V99H233L235 102H233V100L230 102V101H228V100H226ZM217 101H219V102H217ZM216 102V103H215ZM226 102H228V105H232V106H228L227 104H226ZM230 102V103H229ZM216 104V106H215V104ZM220 103L221 104H223V105H221L220 106ZM212 104H214V107L212 106ZM217 104L219 105V107L217 106ZM236 106H235V105ZM227 106V107H226ZM232 107V108H231ZM236 107V108H235ZM216 108V109H217ZM226 108V109H225ZM229 108V109H228ZM234 108H235V110H234ZM209 109V112H211V114L213 113V111H212V109L211 108H208ZM228 109V110H227ZM219 110H221V111H219ZM225 110H226V112H225ZM232 112H231V111ZM238 110V111H237ZM216 111V110H215ZM229 111V113H232L231 115L229 114V113H227ZM219 113V114H220ZM226 116H225V115ZM228 114V115H227ZM233 114H235V115H233ZM221 115V114H220ZM220 115H218V116H215L214 118V120H212L213 119V117H212V119H211V117H210V120L213 122H211V121H209V125H210V123H212V125H210L211 127H210V130L211 129H213V130H215L214 132L212 131L210 134V136H209V139L210 138H214V135H216L218 132H219V129H220V127L221 126H218V124L219 125H221V122H220ZM233 115V116H232ZM235 117V118H234ZM218 120H217V119ZM216 121V122H215ZM223 121H224V119H223ZM236 121H237V123H236ZM219 122V123H218ZM233 123V124H232ZM230 125H235V126H233V128L230 126ZM213 126H216V127H213ZM230 127V128H229ZM232 128V129H231ZM216 129L218 130V132H216ZM226 129V130H225ZM233 132H231V131ZM236 130V131H235ZM232 134H231V133ZM220 133V132H219ZM224 133H225V135H224ZM228 136V137H227ZM212 141V140H211ZM223 143V144H222ZM231 143V144H230ZM218 144V145H219ZM226 147H227V149H226ZM230 147V148H229ZM220 148V149H219ZM225 149V151H223ZM217 150V151H216ZM222 151H223V153H222ZM227 151V152H226ZM219 152H221V153H219ZM214 153V154H213ZM221 154H222V156H221ZM224 154V155H223ZM216 155V156H215ZM217 156H218V158H217ZM227 159V160H226ZM223 160V161H222ZM224 161L226 162L227 161V163H224ZM230 162V163H229ZM224 164H226L227 166H226V169L225 168H223L224 167ZM231 164V165H230ZM258 164V165H257ZM219 165V166H218ZM221 165V166H220ZM223 165V166H222ZM233 166V167H232ZM219 167H222V168H220V170H219ZM228 167V168H227ZM245 167V168H244ZM231 170H230V169ZM223 169V170H222ZM228 169V170H227ZM248 169V170H247ZM227 171H228V174H227ZM221 172V173H220ZM230 172V173H229ZM225 175H224V174ZM226 174H227V176H230V177H232L233 178V174L235 175L234 177L235 178H233L235 181H231L232 179L231 178H227L226 177ZM250 174V175H249ZM212 176V177H211ZM213 176L215 177V178H213ZM216 176H217V179H216ZM220 176V177H219ZM223 176V177H222ZM239 176V177H238ZM219 177V178H218ZM221 177H222V179H221ZM247 177V178H246ZM213 179V180H211V179ZM224 178V179H223ZM219 179V180H218ZM229 179V180H228ZM214 180H215V182H214ZM223 180V181H222ZM245 180V181H244ZM212 182L210 185L208 184V182ZM217 181V182H216ZM221 181V182H220ZM243 181V182H242ZM209 182V183H210ZM215 183V184H214ZM218 183V184H217ZM227 183V184H226ZM236 184V185H235ZM212 185H214L215 187H213ZM235 185V186H234ZM209 187V189L211 190V192H207L206 190H208V187ZM214 188H212V187ZM219 186V187H218ZM233 188H231V187ZM204 187H207V188H204ZM221 187V188H220ZM254 187V188H253ZM263 187V188H262ZM216 188L218 189V191L216 190ZM249 190H248V189ZM253 188V190H251ZM206 189V190H205ZM224 189V190H223ZM229 189V190H228ZM242 189H243V191H242ZM203 190V191H202ZM204 192V193H202V192ZM208 193V194H211V198L210 197H207V196H209L206 192ZM220 191V193H219V195H218V192ZM223 193H222V192ZM217 192V196H215L216 193ZM202 193V194H201ZM201 194V195H200ZM207 194V195H206ZM213 194V195H212ZM223 194V195H222ZM231 194V195H230ZM241 196H240V195ZM247 194V195H246ZM258 194V195H257ZM200 195V196H199ZM205 195V196H204ZM222 197H221V196ZM251 195V196H250ZM213 196H215V197H213ZM239 196V197H238ZM209 198V199H208ZM215 198V199H214ZM217 198H218V200H217ZM222 198V199H221ZM237 198V199H236ZM249 198H251L250 200H249ZM258 198V199H257ZM214 199V200H213ZM236 199V200H235ZM243 199V200H242ZM211 200H213V201H211ZM221 202H220V201ZM253 200V201H252ZM215 201L219 204L218 206L216 205V203H215ZM219 201V202H218ZM210 202H213L212 203V205H214V208H213V206H211L210 204ZM223 202V203H222ZM240 202V203H239ZM227 204V205H226ZM224 209V210H223ZM217 210V211H216ZM228 211V212H227ZM227 213V214H226ZM238 214V215H237ZM209 215V216H210ZM219 216V219H218V217L217 216ZM225 216V219H224V217L223 216ZM228 215V216H227ZM3 216H4V224L2 225L3 227H4V229H0V252H1V254H0V260H1V258H3V257H6L8 254H9V246L11 245V241H12V239H11V233L9 232L10 230H8V228H7V224H9V222L11 221V218H12V214L10 213V212H6V213H4L3 214ZM221 216L223 217L222 219H220L221 218ZM238 218H237V217ZM216 217H217V219H216ZM211 218H213L214 220H213V222L211 221ZM227 218L228 219H232V221L231 220H227ZM234 219V220H233ZM215 220H216V222H215ZM224 222V223H229V224H227L226 223V225L224 224V223H222V224H217V223H219V221H220V223L222 222V221ZM244 220V221H243ZM7 221V222H6ZM218 221V222H217ZM226 221V222H225ZM230 221H231V223H230ZM239 222V223H238ZM249 222V223H248ZM211 223H213V225L214 226H212V224ZM210 224V225H209ZM231 224V225H230ZM221 225V226H220ZM228 225V226H227ZM231 227H230V226ZM238 225V226H237ZM247 225V226H246ZM257 225V226H256ZM225 226H227V227H230L229 228V230H226L225 229ZM226 227V228H227ZM250 227H252V228H250ZM201 228H202V225H201ZM217 228V229H218ZM234 228H235V231H232V230H234ZM245 228H249V230L247 231V229H245ZM215 230V231H218V230ZM251 229H254L255 231H259L260 230V232H258L259 234H258V236H256L255 237V235H257V232H255V234H254V232L252 233V232H250V236L252 237L253 235V237L250 239V236L248 237V236H246L245 234H246V231H247V233L249 232V231H251ZM257 229V230H256ZM253 230V231H254ZM225 231H226V233H225ZM237 231V233H234V234H241V232H238ZM220 232H218L219 234H222V233H220ZM230 232V233H231ZM4 233H6V234H4ZM245 233V234H244ZM252 233V234H251ZM7 236V238H6V236ZM262 237H264V235L262 236ZM6 240H5V239ZM243 239H244V237H243ZM247 239V240H248ZM253 239V240H252ZM260 239H262V238H260ZM264 239V238H263ZM251 240V241H250ZM254 240L258 243H256V242H254ZM6 242V243H5ZM248 243H246V244H248ZM255 243V244H254ZM7 244V245H6ZM5 246V247H4ZM2 248V249H1ZM3 250V251H2ZM5 251V252H4Z\"/></svg>",
  "mask_w": 264,
  "mask_h": 264
}]
</instances>
